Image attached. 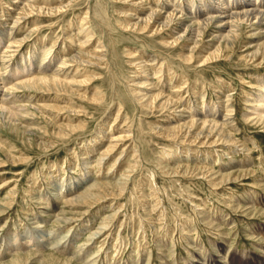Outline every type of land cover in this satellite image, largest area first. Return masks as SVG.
<instances>
[{"label":"rangeland","instance_id":"obj_1","mask_svg":"<svg viewBox=\"0 0 264 264\" xmlns=\"http://www.w3.org/2000/svg\"><path fill=\"white\" fill-rule=\"evenodd\" d=\"M135 1L0 0V35L13 42L0 53V82L32 60L46 67L37 74L58 70L64 83L25 82L2 96L20 120L0 125V264H264V121L244 119L264 79V63L244 49L264 37L247 27L202 61L218 44L215 23L192 50L187 38L170 43L185 25L135 24L166 0ZM179 1L189 19L188 0ZM77 52L85 61L73 60ZM215 103L229 113L222 121L232 139L190 142L184 124ZM96 183L89 203L68 201Z\"/></svg>","mask_w":264,"mask_h":264},{"label":"bare ground","instance_id":"obj_2","mask_svg":"<svg viewBox=\"0 0 264 264\" xmlns=\"http://www.w3.org/2000/svg\"><path fill=\"white\" fill-rule=\"evenodd\" d=\"M28 1V0H27ZM131 1V0H130ZM137 1V0H136ZM135 1V2H136ZM143 1V0H142ZM150 1V0H149ZM154 1V0H151ZM162 1V0H160ZM167 1V2H166ZM164 3V7L165 10L160 12L158 10H149L150 12L146 13L144 16L142 15L141 18H139L137 20V22L135 21V24L140 23V26H142L141 28H147V27H153L154 30H160L163 29L164 27H168L169 25L173 27L174 30H178L179 27L185 25V28L182 32H180L179 35H176V37L174 38L173 41H170V43L178 41L179 39H185L187 38V40H190L192 43V50L196 48L197 44L199 43L200 38L203 36V34L210 29L211 26H213V24L215 23V27L214 29L210 32V34H212V38L214 39L216 38V41H218V44H215V46L213 47V50L210 51L207 56H205V58L203 57L202 61H205L208 58H214V57H218L220 54L219 52L224 48H232L234 46V44L236 43L238 37L240 36V31L243 29H246L247 27H251L252 30L254 32H251L249 35H256L258 33H260L263 37H264V0H188L187 1V8L189 9L188 13L186 12V14H188V16L190 17L189 19H186L183 17L184 13H183V8L185 7V4L179 0H174V2L172 0H166ZM172 1V2H171ZM16 2V1H15ZM19 2V1H18ZM157 2V0H156ZM184 2V1H183ZM186 2V1H185ZM35 3V2H34ZM158 3V2H157ZM141 4V2H140ZM145 4H147V2H145ZM161 3H159L160 6ZM14 5V4H13ZM22 4H20L21 6ZM135 5V4H134ZM139 5V4H138ZM144 6V2L142 4ZM149 5V4H148ZM147 5V6H148ZM163 5V4H162ZM171 5V6H170ZM15 6V5H14ZM25 9V11L27 10L28 12H31L32 10H39L42 11L43 8H36L35 6L31 5V3L29 2H23L22 5ZM137 6V5H135ZM5 7V6H4ZM11 7V6H10ZM22 7V8H23ZM151 7V6H150ZM149 7V8H150ZM7 8V7H6ZM14 8V7H13ZM140 8V7H139ZM144 8V7H143ZM155 8V6H154ZM186 8V10H187ZM9 9V8H7ZM142 9V8H141ZM146 9V8H145ZM162 9V8H161ZM160 9V10H161ZM185 9V8H184ZM13 10V9H12ZM148 10V9H147ZM163 10V9H162ZM184 10V11H186ZM22 11V10H20ZM138 11V10H137ZM10 12V11H7ZM14 12V11H12ZM18 12V11H17ZM24 12V11H23ZM34 12V11H32ZM88 12V11H87ZM27 13V12H26ZM37 13V12H36ZM179 13V14H178ZM4 14V13H3ZM18 14V13H17ZM85 14H87L85 12ZM140 14V13H138ZM26 15V14H25ZM24 16V15H23ZM30 16V15H29ZM5 17V16H4ZM2 18V17H1ZM17 20L19 21V19L17 18ZM136 20V19H135ZM190 20V22H188ZM16 21V20H15ZM15 24V22H14ZM17 24V23H16ZM20 24V23H19ZM12 25V24H11ZM13 28V27H12ZM79 28V27H78ZM82 28V27H81ZM170 28V27H169ZM166 29V28H165ZM150 30V29H149ZM153 30V29H152ZM12 31V30H11ZM81 31V30H79ZM10 35V33H9ZM73 35V34H72ZM70 36V35H69ZM11 37V36H10ZM24 37V36H23ZM70 38V37H69ZM15 39V38H13ZM82 39V38H81ZM84 39V37H83ZM82 39V40H83ZM210 39V40H211ZM241 39V38H240ZM24 40V39H23ZM16 40H14L15 43ZM22 41V39L20 40ZM85 41V40H84ZM11 42L12 40L10 39H2L1 35H0V48L2 52V48L4 47H10L11 46ZM17 42V41H16ZM80 42V41H79ZM78 42V43H79ZM83 42V41H82ZM81 42V43H82ZM169 42V41H168ZM166 42V43H168ZM239 42V41H238ZM13 43V42H12ZM20 42L18 41L17 44H19ZM80 44V43H79ZM211 46V45H210ZM213 46V45H212ZM17 47V46H16ZM99 47V46H98ZM7 48V49H8ZM100 48V47H99ZM6 49V48H5ZM12 48H10L9 50H11ZM14 50V49H13ZM47 50V49H45ZM52 50V48H51ZM50 49H48V51H51ZM246 50L245 52V58L248 59H254L257 64H262L264 63V41H262L261 43H259L258 45L255 46L254 49H252V51H247L248 49H244ZM5 51V50H4ZM44 51V50H43ZM70 51V50H69ZM78 51V50H77ZM11 52V51H10ZM9 52V54H10ZM13 52V51H12ZM45 52V51H44ZM75 52V51H74ZM222 52V51H221ZM220 52V53H221ZM5 53V52H4ZM78 54L75 53L74 56L77 63L83 62L85 61L84 59H81L80 56H78L80 53L77 52ZM6 54V53H5ZM14 55V54H13ZM46 55V54H45ZM73 55V54H71ZM96 57H98L100 59V56H102V54L97 53L94 54ZM105 55V53H104ZM62 56V55H61ZM193 54H191L188 57H185V59L191 60ZM4 57V56H2ZM10 57V56H9ZM12 57V56H11ZM10 57V59H11ZM64 57V56H63ZM69 57V56H68ZM73 57V56H72ZM142 57V56H141ZM27 58V57H26ZM71 58V56H70ZM2 59H6L5 57ZM1 59V60H2ZM55 57H51L49 58L50 61H55L54 60ZM64 60V59H63ZM69 60V59H67ZM154 60V59H153ZM147 61V60H146ZM2 62V61H1ZM4 62V61H3ZM10 62V61H9ZM68 62V61H67ZM87 62V61H86ZM89 62V61H88ZM141 62V61H140ZM154 62V61H153ZM5 64L7 62H4ZM11 63V62H10ZM33 61L31 60L30 63L22 68H17L15 71H13L11 73L10 76L15 78V81L12 82L11 79H9V81H7V83L9 85H6L5 82L6 81H2L0 82V87H1V96H0V125H3L5 123H11L14 125V127H17V121L20 120V114L18 113V111L16 109V106L13 107V105L9 106L6 104V102L3 100V95H4V91L12 89L14 90V88L16 89L17 87H19L22 83L24 84L25 82L30 83L32 85H34L37 88L40 87H45L47 86V84H52L53 86L56 85H61L63 86L64 83L61 81V79L59 78V72L55 71L52 74H37L42 73V71H45L46 67H43V64H39V65H33ZM61 63L63 65V63H65V61H62L61 59ZM139 63V62H138ZM155 63V62H154ZM161 63V62H160ZM4 64V65H5ZM9 64V63H8ZM67 64V63H65ZM60 65V64H59ZM142 65V64H141ZM149 65V64H147ZM153 65V64H152ZM155 65V64H154ZM153 65V67H154ZM161 66V65H160ZM166 68L169 66L165 65ZM9 67V66H8ZM17 67V66H16ZM57 67V65H56ZM60 67V66H59ZM76 68H78L77 66H75ZM140 67V66H139ZM142 67V66H141ZM144 67V66H143ZM146 67V66H145ZM159 67V66H157ZM206 67V66H205ZM55 68V67H54ZM162 68V67H161ZM75 69V68H74ZM151 69V68H150ZM1 70V69H0ZM3 70V69H2ZM8 70V69H7ZM61 70V69H60ZM143 71V70H142ZM155 71V70H154ZM153 71V72H154ZM162 71V70H161ZM167 71V70H165ZM30 72H34L36 73V75L34 76H30L28 77L27 75ZM145 72V71H144ZM158 72V69H157ZM156 72V73H157ZM162 73V72H161ZM255 73V72H254ZM76 74V73H75ZM154 74V73H153ZM26 77V78H20V77ZM159 76H161L159 74ZM174 77V75H172ZM171 77V76H170ZM172 77V78H173ZM11 80V81H10ZM12 82V84H10ZM1 83H3V85H1ZM42 84V85H41ZM176 84V83H175ZM260 84V86L258 85ZM257 84L258 88V92L253 96H251L252 99H250V103L248 105V107H251L250 109L246 110V113H244V119L246 120H255V123L257 122H261L264 121V79L261 78L260 79V83ZM49 86V85H48ZM50 88V86L48 87ZM18 89V88H17ZM12 92V91H11ZM10 93V92H9ZM158 93V92H157ZM6 94V93H5ZM160 92L156 95H154L151 99V102H147L145 103L148 106H153L155 101L157 98H160ZM8 95V93H7ZM228 97V95L226 96ZM5 98V97H4ZM9 98V97H8ZM7 98V99H8ZM172 97L169 98L168 96L165 97V99L162 100L161 105L164 106L167 103H170ZM29 100V99H28ZM11 101V100H10ZM154 101V102H153ZM225 101V100H224ZM229 101H230V97H229ZM172 102V101H171ZM185 102V101H184ZM226 103V102H225ZM228 103V100H227ZM216 105V103H215ZM224 105V104H223ZM227 105V104H226ZM208 106V105H207ZM206 106V107H207ZM217 106V105H216ZM220 106V105H219ZM253 106H257L256 108H252ZM165 107V106H164ZM169 107V106H168ZM222 107V105H221ZM226 107V106H225ZM16 108V109H15ZM231 108V107H230ZM229 108V111H230ZM224 109V108H223ZM228 109V108H227ZM21 110V109H19ZM225 110V109H224ZM232 110V109H231ZM192 111V110H191ZM25 112V111H24ZM217 112L219 111V107H212L211 108H202V109H198V110H194V114L196 115L195 118H192V120L189 121L188 124H184L183 127H188L189 130H187L185 133L187 134H191L193 136V138L190 140V142H195L197 141L198 143H202V144H206L208 145V143H216L217 141L220 140H230L232 139V136L230 134V132H228L225 128H224V122L222 120L225 119V117H229V113L228 115L226 113H224L223 115H221V112L216 115ZM21 113V112H20ZM190 114V113H189ZM231 115V114H230ZM22 116V115H21ZM219 118L220 121H219ZM231 119V118H230ZM196 124H199L200 129L197 131H191L190 132V128L194 127ZM226 125V124H225ZM264 126V125H263ZM262 126V127H263ZM113 127V126H112ZM264 128V127H263ZM176 130V128H174ZM173 129V130H174ZM186 130V129H185ZM166 130H164L165 132ZM264 131V130H263ZM178 131L174 132V131H166V134L168 136H172L175 137L178 135ZM97 135V134H96ZM214 136V137H213ZM189 138V137H188ZM99 139H102L99 138ZM115 139V138H114ZM117 139V137H116ZM235 139V138H234ZM96 140V139H95ZM98 140V139H97ZM92 142V140H91ZM245 142V141H244ZM111 143V142H110ZM219 143V142H217ZM216 143V144H217ZM224 143V142H222ZM228 143V142H227ZM97 144V142H96ZM198 145V144H196ZM211 145V144H210ZM112 145H110L111 147ZM114 146V145H113ZM201 146V145H200ZM212 146V145H211ZM213 147V146H212ZM205 148V145H204ZM114 149V148H112ZM102 152V150H101ZM112 152V151H111ZM166 152V151H165ZM168 155L170 156L171 153L170 152H166ZM88 154V153H86ZM176 154V153H175ZM174 155V154H173ZM177 155V154H176ZM106 156V155H105ZM228 157V156H227ZM174 158V157H173ZM165 160V159H164ZM176 160V159H175ZM235 163V162H233ZM165 165V164H164ZM163 165V166H164ZM201 165V164H200ZM198 165V166H200ZM162 166V167H163ZM203 166V164H202ZM228 166V165H227ZM165 168V167H164ZM175 168V167H174ZM180 168L179 166L176 167V170ZM171 169V168H170ZM169 169V171H170ZM196 170L199 169L198 168H194ZM181 170V169H180ZM166 172V171H165ZM179 172V171H178ZM167 173H169L167 171ZM177 173V172H175ZM108 175V174H107ZM217 176V175H215ZM120 177V176H119ZM118 177V178H119ZM117 178V182L118 183V179ZM212 181H214L215 179L219 178L218 180L223 181L224 179H229L230 178V173L228 172V174H221L218 177H212ZM124 179V178H123ZM122 180V179H121ZM124 181V180H122ZM122 181H120L122 183ZM219 181V182H220ZM97 182V180H96ZM115 183V184H116ZM118 183V184H121ZM221 183V182H220ZM216 181H215V185H216ZM99 183L97 184H93L91 186H88L87 188H85L81 193L77 194L74 197H71L68 199V201H76L79 198H84L85 201H87L89 203L90 199L94 196L93 193H90V191L92 190V188L95 187H99L98 186ZM113 185V183L111 184ZM117 185V184H116ZM122 186V184L120 185V187ZM116 188V187H115ZM122 188V187H121ZM121 190V189H120ZM119 191V189H118ZM123 191V189H122ZM121 191V192H122ZM235 191V190H234ZM90 195V196H89ZM96 195V194H95ZM89 196V197H88ZM153 196V194H152ZM91 197V198H90ZM149 198V197H148ZM230 198V197H229ZM101 199V198H100ZM153 199V198H152ZM98 200V199H97ZM105 200V199H104ZM150 200V199H149ZM157 200V199H155ZM235 200V199H234ZM93 201V200H92ZM106 201V200H105ZM238 201V200H237ZM97 202V201H96ZM236 202V201H235ZM243 202V201H242ZM245 202V201H244ZM115 204V203H114ZM232 204V202H231ZM238 204V203H237ZM246 204V203H244ZM243 204V205H244ZM252 204V203H251ZM156 205V204H155ZM240 205V204H239ZM242 204L240 206H243ZM247 205V204H246ZM118 206V205H117ZM90 207V206H89ZM234 207V206H233ZM248 207H243L244 209H248ZM114 208V207H111ZM252 208V207H251ZM253 209V208H252ZM114 210V209H113ZM84 211V210H83ZM111 211V209H110ZM236 211V210H235ZM248 211V210H247ZM119 213V212H118ZM87 214V213H86ZM115 214V213H114ZM106 215V214H104ZM109 214H107L108 216ZM118 216V215H117ZM109 217V216H108ZM54 219V218H53ZM106 219V218H105ZM110 219V217H109ZM66 220V219H65ZM102 220V218H101ZM104 220V219H103ZM102 220V221H103ZM75 221V220H74ZM101 221V222H102ZM99 223V222H98ZM105 223V221H104ZM72 224V223H71ZM86 224V223H85ZM102 224V223H101ZM107 224V223H106ZM104 225V224H102ZM108 225V224H107ZM99 227L101 226L100 224L98 225ZM67 227V226H66ZM96 227V226H95ZM70 229L72 227H69ZM103 228V227H102ZM67 229V228H66ZM96 229H98L96 227ZM38 231V229H36ZM46 230V229H45ZM32 231V230H31ZM61 231V230H59ZM36 232V231H35ZM104 232V231H103ZM34 233V232H33ZM98 233V232H97ZM36 234V233H34ZM54 234V233H53ZM101 234V233H100ZM37 235V234H36ZM94 235V234H93ZM30 236V234H29ZM43 236H45V234H39L37 236V240L36 242L41 241L43 238ZM47 236V235H46ZM88 236V235H87ZM89 237V236H88ZM30 238V237H29ZM42 238V239H41ZM98 238V237H97ZM23 239V237H22ZM53 239V238H52ZM18 240V239H17ZM31 240V239H30ZM44 240V239H43ZM51 241V240H50ZM28 242V241H27ZM17 247V245L19 244V242L14 243ZM38 244V243H37ZM36 244V245H37ZM47 244V243H46ZM91 244V243H90ZM22 245V244H21ZM39 245V244H38ZM43 247V246H42ZM63 247V246H62ZM64 249V248H62ZM64 251V250H63ZM62 251V252H63ZM65 252V251H64ZM78 257V256H77ZM92 260V259H91Z\"/></svg>","mask_w":264,"mask_h":264}]
</instances>
